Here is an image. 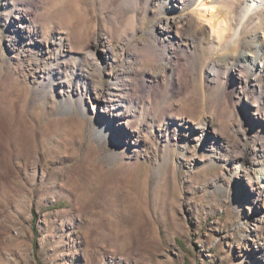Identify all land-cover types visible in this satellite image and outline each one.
I'll use <instances>...</instances> for the list:
<instances>
[{"label":"rangeland","instance_id":"374dc122","mask_svg":"<svg viewBox=\"0 0 264 264\" xmlns=\"http://www.w3.org/2000/svg\"><path fill=\"white\" fill-rule=\"evenodd\" d=\"M216 2L0 0V264H264V79Z\"/></svg>","mask_w":264,"mask_h":264},{"label":"bare ground","instance_id":"6f19581e","mask_svg":"<svg viewBox=\"0 0 264 264\" xmlns=\"http://www.w3.org/2000/svg\"><path fill=\"white\" fill-rule=\"evenodd\" d=\"M154 1L157 6L161 5V8H164L163 12L165 13L172 11L176 6H179V8L183 7V4L185 2H190V0H175L177 3L173 4L170 2V0ZM201 1L202 0H198V3ZM216 1L217 0H213V3L216 4ZM227 1L228 0H226V2ZM229 2L230 9L232 10L229 12L227 21L223 19L218 20V18H213V12L210 13L211 16L208 19L213 20L209 23V33L215 34L217 40V47L222 46V40L225 39L226 50L229 49V46L231 50V47L234 42L241 41L243 46L237 53L232 54V57L230 56L231 59L234 58V61H238V63L241 64L242 70H247V72H250L253 68L256 71L255 76H259L258 78L264 79V25L262 26L261 24H258V22H264V10H262L264 8V0H229ZM213 9L214 11H218L216 7H213ZM203 14L206 15V12H204ZM192 20L193 19H187L183 17L169 18L168 16H166V19L160 17L154 25L153 35L155 37V40H157L160 44L165 42L169 44L183 42L182 37L184 35L182 34V30L185 31L187 26L189 27V29L193 27V29L195 30V27L199 26L192 25ZM247 29H251L250 35H248L249 33L246 34L248 31ZM226 32L228 33L227 37L225 36ZM184 41V45L190 46L191 42H193L194 40L193 37L188 34L186 35L185 33ZM169 55H171V50L169 51ZM169 55L168 57H170ZM137 57L139 56L137 55ZM226 59V56L222 55L219 59V62L226 61ZM167 61L169 62L170 60L168 59ZM217 65L218 61H214L211 64L210 68L206 70L207 77L216 76L217 71L215 67ZM147 71L148 70L143 72V74L139 75V81L142 84L149 86L152 77L146 74L148 73ZM227 71L228 72L227 75L224 77V81L226 80L227 84H231L228 86L230 91H234L237 85L247 86V84H249V81H251L249 77L251 76L250 73L241 74L239 73V71L237 73H234L233 69L231 68H228ZM231 96L234 97V92H231ZM235 99L240 102L239 100H241V96L237 94L235 96ZM262 111V115L264 118V109ZM109 114L110 119H113L115 113H111L110 111ZM261 160L262 158H260L258 161H251V165L260 163Z\"/></svg>","mask_w":264,"mask_h":264}]
</instances>
